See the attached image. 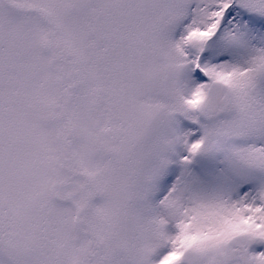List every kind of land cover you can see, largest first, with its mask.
Returning a JSON list of instances; mask_svg holds the SVG:
<instances>
[{
  "label": "snow or ice",
  "instance_id": "1",
  "mask_svg": "<svg viewBox=\"0 0 264 264\" xmlns=\"http://www.w3.org/2000/svg\"><path fill=\"white\" fill-rule=\"evenodd\" d=\"M0 264H264V0H0Z\"/></svg>",
  "mask_w": 264,
  "mask_h": 264
}]
</instances>
